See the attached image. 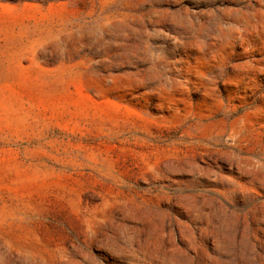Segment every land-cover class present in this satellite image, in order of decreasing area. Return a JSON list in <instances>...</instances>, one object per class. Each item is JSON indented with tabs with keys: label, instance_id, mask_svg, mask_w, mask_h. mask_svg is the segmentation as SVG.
<instances>
[{
	"label": "rangeland",
	"instance_id": "rangeland-1",
	"mask_svg": "<svg viewBox=\"0 0 264 264\" xmlns=\"http://www.w3.org/2000/svg\"><path fill=\"white\" fill-rule=\"evenodd\" d=\"M0 264H264V0H0Z\"/></svg>",
	"mask_w": 264,
	"mask_h": 264
}]
</instances>
